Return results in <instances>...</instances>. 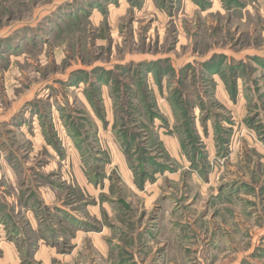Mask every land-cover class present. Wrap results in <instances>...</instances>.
I'll list each match as a JSON object with an SVG mask.
<instances>
[{
	"label": "rangeland",
	"instance_id": "374dc122",
	"mask_svg": "<svg viewBox=\"0 0 264 264\" xmlns=\"http://www.w3.org/2000/svg\"><path fill=\"white\" fill-rule=\"evenodd\" d=\"M171 258L264 264V0H0V264Z\"/></svg>",
	"mask_w": 264,
	"mask_h": 264
},
{
	"label": "crops",
	"instance_id": "0c3cea01",
	"mask_svg": "<svg viewBox=\"0 0 264 264\" xmlns=\"http://www.w3.org/2000/svg\"><path fill=\"white\" fill-rule=\"evenodd\" d=\"M158 229L159 230H162V228L159 226L158 227ZM145 231V230H144ZM154 231V230H153ZM150 239H152L153 237H151L150 235L148 236ZM155 237H156V234H155ZM149 243V242H148ZM148 243L146 242L145 243V246H147L148 245ZM171 243H170V241L169 240H166V241H164L162 244H161V246H160V248H161V250L164 252V253H166V252H168V250L170 249V247H171ZM162 256H164V255H162ZM170 260V259H169ZM174 260H175V258H171V260L168 262L169 264L170 263H172V264H175V262H174ZM134 261V260H133ZM172 261V262H171ZM146 263V261L144 262V264ZM155 264V263H154Z\"/></svg>",
	"mask_w": 264,
	"mask_h": 264
},
{
	"label": "trees",
	"instance_id": "16d2710c",
	"mask_svg": "<svg viewBox=\"0 0 264 264\" xmlns=\"http://www.w3.org/2000/svg\"><path fill=\"white\" fill-rule=\"evenodd\" d=\"M229 1H232V0H229ZM151 115H152L151 120L154 121V117L156 116V114L153 112V113H151ZM126 134H127V133L125 132V135H126ZM123 144H124V146H125V150H127V152H130L132 142H131L130 140H127V139H126V140L123 141Z\"/></svg>",
	"mask_w": 264,
	"mask_h": 264
}]
</instances>
